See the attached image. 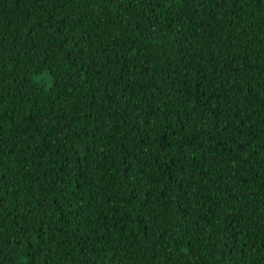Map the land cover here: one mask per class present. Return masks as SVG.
Masks as SVG:
<instances>
[{
	"label": "trees",
	"instance_id": "obj_1",
	"mask_svg": "<svg viewBox=\"0 0 264 264\" xmlns=\"http://www.w3.org/2000/svg\"><path fill=\"white\" fill-rule=\"evenodd\" d=\"M0 264H264V0H0Z\"/></svg>",
	"mask_w": 264,
	"mask_h": 264
}]
</instances>
